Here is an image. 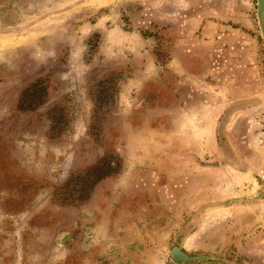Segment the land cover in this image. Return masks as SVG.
<instances>
[{"label":"rangeland","instance_id":"rangeland-1","mask_svg":"<svg viewBox=\"0 0 264 264\" xmlns=\"http://www.w3.org/2000/svg\"><path fill=\"white\" fill-rule=\"evenodd\" d=\"M259 112L254 0H0V264H264Z\"/></svg>","mask_w":264,"mask_h":264},{"label":"trees","instance_id":"trees-1","mask_svg":"<svg viewBox=\"0 0 264 264\" xmlns=\"http://www.w3.org/2000/svg\"><path fill=\"white\" fill-rule=\"evenodd\" d=\"M21 97L22 100H19L17 105L19 109H26L27 107V109H29L30 106L37 105L39 98L37 90L35 89V84H32L29 88L24 89ZM106 175L107 172L105 169H102L99 165H94L90 167L82 176L76 177V183L82 182L83 189L81 191L86 194L84 197L81 196V199L85 200L90 189Z\"/></svg>","mask_w":264,"mask_h":264},{"label":"water","instance_id":"water-1","mask_svg":"<svg viewBox=\"0 0 264 264\" xmlns=\"http://www.w3.org/2000/svg\"><path fill=\"white\" fill-rule=\"evenodd\" d=\"M255 2V19L258 28L259 37L264 48V0H254ZM168 258L173 264L189 263L197 260L211 258L207 255L187 256L176 246L171 247L168 252Z\"/></svg>","mask_w":264,"mask_h":264},{"label":"built area","instance_id":"built-area-1","mask_svg":"<svg viewBox=\"0 0 264 264\" xmlns=\"http://www.w3.org/2000/svg\"><path fill=\"white\" fill-rule=\"evenodd\" d=\"M249 124L254 128L256 144L258 146L264 147V112L254 114L249 120ZM256 176L259 181H264V170L259 169L256 172Z\"/></svg>","mask_w":264,"mask_h":264},{"label":"crops","instance_id":"crops-1","mask_svg":"<svg viewBox=\"0 0 264 264\" xmlns=\"http://www.w3.org/2000/svg\"><path fill=\"white\" fill-rule=\"evenodd\" d=\"M205 1V5L208 6V0H204ZM232 2H227V4H231ZM208 16V15H207ZM197 21V19L195 20ZM204 31L202 32L204 34V36L208 35V19H204Z\"/></svg>","mask_w":264,"mask_h":264}]
</instances>
